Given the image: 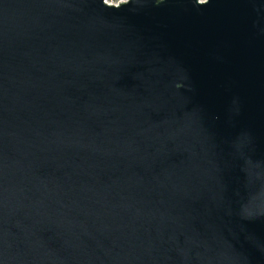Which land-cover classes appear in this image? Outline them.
<instances>
[{"label": "water", "instance_id": "water-1", "mask_svg": "<svg viewBox=\"0 0 264 264\" xmlns=\"http://www.w3.org/2000/svg\"><path fill=\"white\" fill-rule=\"evenodd\" d=\"M0 264H264V0H0Z\"/></svg>", "mask_w": 264, "mask_h": 264}, {"label": "rangeland", "instance_id": "rangeland-1", "mask_svg": "<svg viewBox=\"0 0 264 264\" xmlns=\"http://www.w3.org/2000/svg\"><path fill=\"white\" fill-rule=\"evenodd\" d=\"M119 1H126V0H106L109 4H118Z\"/></svg>", "mask_w": 264, "mask_h": 264}, {"label": "built area", "instance_id": "built-area-1", "mask_svg": "<svg viewBox=\"0 0 264 264\" xmlns=\"http://www.w3.org/2000/svg\"><path fill=\"white\" fill-rule=\"evenodd\" d=\"M106 1V0H105Z\"/></svg>", "mask_w": 264, "mask_h": 264}]
</instances>
